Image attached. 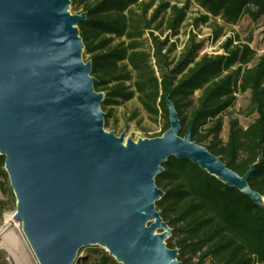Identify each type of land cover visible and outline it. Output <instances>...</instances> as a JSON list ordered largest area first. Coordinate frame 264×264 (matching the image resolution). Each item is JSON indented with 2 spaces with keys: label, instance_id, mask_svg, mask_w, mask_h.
<instances>
[{
  "label": "water",
  "instance_id": "water-1",
  "mask_svg": "<svg viewBox=\"0 0 264 264\" xmlns=\"http://www.w3.org/2000/svg\"><path fill=\"white\" fill-rule=\"evenodd\" d=\"M71 0H0V153L17 198L15 218L40 264H74L99 244L123 264H182L167 245L171 227L156 208L155 177L170 156L199 164L248 193L241 175L205 145L170 127L135 141L104 128L92 61L83 58ZM157 229L163 231L157 232Z\"/></svg>",
  "mask_w": 264,
  "mask_h": 264
},
{
  "label": "trees",
  "instance_id": "trees-1",
  "mask_svg": "<svg viewBox=\"0 0 264 264\" xmlns=\"http://www.w3.org/2000/svg\"><path fill=\"white\" fill-rule=\"evenodd\" d=\"M71 1L84 3L87 17L78 28L97 78L95 89L106 90L103 110L138 94L150 114L164 115L160 136L170 127V99L180 117V135L191 128L192 140L241 175L254 166L248 182L264 197V57L257 58L253 47L234 43L231 36L222 43L223 53H201L203 43L192 34L179 57L169 61L175 43L168 46L167 32L180 28L191 0ZM196 1L205 10L199 19L212 17L213 26H220L217 18L236 23L243 16L253 21L264 17V0ZM145 33L151 50L143 48ZM220 35L216 31L215 38ZM114 38L121 41L113 45ZM247 91L246 115L255 117L247 126L231 119L224 140L220 136L223 113L235 104L238 93ZM163 168L155 177L164 191L156 208L172 229L166 243L178 249L182 264H264L263 205L190 160L172 155ZM6 185L13 193L5 156L0 153V187L7 190ZM4 205L0 199V213ZM100 249H93L101 252L94 264H123Z\"/></svg>",
  "mask_w": 264,
  "mask_h": 264
},
{
  "label": "rangeland",
  "instance_id": "rangeland-1",
  "mask_svg": "<svg viewBox=\"0 0 264 264\" xmlns=\"http://www.w3.org/2000/svg\"><path fill=\"white\" fill-rule=\"evenodd\" d=\"M174 2V0H170ZM82 4L69 3V11L72 14L82 13ZM180 5L183 3L180 2ZM140 14V10H136ZM205 13V10L197 3L196 0H191L189 3L188 13L185 21L180 28L175 32H167L170 36L171 43H175L173 50L168 54V60L172 61L179 57L188 38L195 34L197 42H202L203 46L201 53H223V41L226 37H233L234 43H248L255 49L257 58L264 57V17L258 21H253L249 16H243L236 23H225L221 18H217L220 26H213L214 18L210 17L207 21H202L199 18ZM151 10L148 13V17ZM156 22L154 23V25ZM221 32L220 37L215 38L216 31ZM147 33L143 36V48L151 50L150 40L147 38ZM121 39L114 38L112 44L119 43ZM166 46V48H168ZM83 58L85 61L90 60V53L85 52L83 47ZM152 62L153 59L151 58ZM103 96L106 95V90H101ZM250 92L238 93L235 104L223 113V129L220 136L226 140L229 135L230 120L238 118L243 126H247L251 122L255 114L246 115L249 105ZM102 109L104 104L101 103ZM105 112H109V116L104 118V128L106 131H114L116 135H123L125 142L128 138L135 141L142 138H152L159 136L165 124V117L162 114L158 116L150 114L138 99V94L128 100H121L117 104L107 106ZM3 190L0 187V199L5 201L4 209L0 213V262L5 261L7 264H40L32 246L30 245L24 230L22 221L15 218L17 210V198L9 190ZM13 191V190H12ZM163 231L157 229V232ZM167 240V239H166ZM95 247H100V251L106 250V247L99 244H93L83 247L74 264H94V261L101 252L94 251ZM87 259V261H85Z\"/></svg>",
  "mask_w": 264,
  "mask_h": 264
}]
</instances>
